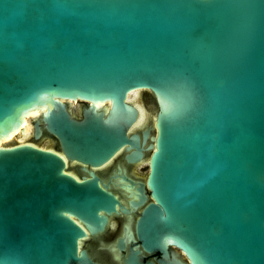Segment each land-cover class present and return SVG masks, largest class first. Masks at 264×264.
<instances>
[{
    "label": "water",
    "instance_id": "1",
    "mask_svg": "<svg viewBox=\"0 0 264 264\" xmlns=\"http://www.w3.org/2000/svg\"><path fill=\"white\" fill-rule=\"evenodd\" d=\"M135 90L156 103L143 248L187 257L159 264H264V0H0V139L46 107L27 116L34 141L0 146V264H100L80 241L126 210L68 173L42 127L68 159L140 157ZM66 100L92 104L77 119Z\"/></svg>",
    "mask_w": 264,
    "mask_h": 264
},
{
    "label": "flooded vegetation",
    "instance_id": "2",
    "mask_svg": "<svg viewBox=\"0 0 264 264\" xmlns=\"http://www.w3.org/2000/svg\"><path fill=\"white\" fill-rule=\"evenodd\" d=\"M140 92V94H139ZM148 92L150 96L144 93ZM140 95L143 106L133 101ZM66 108L69 113L77 119H82L84 110L91 106L90 101L85 100H66ZM126 103L133 106L136 110V120L129 127L128 135L134 133L139 136L140 157H133L135 148L128 145L123 146L109 160L100 165H90L76 159H68L58 140L49 133L44 127L42 141L50 142L51 147L65 159V170L77 179L98 177L102 185L111 191L121 202L126 211L118 208L117 212L107 214V222L102 230L88 235L81 239L80 245L86 249L89 255L100 264H126L127 258L131 254H136L142 262H153L159 264V260L165 262L174 259L187 261L183 251L174 245L167 248V258L161 251H147L143 248L142 242L136 232V225L144 207L152 201L150 190L147 186L149 173L148 157L151 150L148 145L153 143L150 139L155 134L154 112L150 109L156 108L155 98L149 90H137L130 92L126 97ZM112 103L106 101L99 109H110ZM140 110H144L147 118L140 119ZM32 132H33V125ZM152 127V128H151ZM148 132L147 138L143 143V134ZM33 141L34 138L32 137ZM41 141V142H42ZM84 228L85 224L77 221ZM86 229V228H85Z\"/></svg>",
    "mask_w": 264,
    "mask_h": 264
},
{
    "label": "bare ground",
    "instance_id": "3",
    "mask_svg": "<svg viewBox=\"0 0 264 264\" xmlns=\"http://www.w3.org/2000/svg\"><path fill=\"white\" fill-rule=\"evenodd\" d=\"M135 91H137V90H135ZM132 92H134V91H132ZM130 93V92H129ZM98 104H103V102H95L94 103V106L96 107ZM39 110H43V111H45L46 110V107L45 106H39V107H37L36 108V110L33 112V113H31V114H28V113H26L25 115H24V119L22 120V123H21V125L18 127V128H16L15 130H13L12 131V133H10L8 136H6V137H4V138H2V139H0V146L4 143V142H10L11 140H12V138L13 137H15L16 135V137H25L26 135H27V133H28V124H27V116H35L36 114H38V111ZM140 119H141V121H144L146 118H147V114H146V112L144 111V110H140ZM22 127H24L25 129H24V133L23 134H20V129L22 128ZM25 141V140H24ZM22 142V141H21Z\"/></svg>",
    "mask_w": 264,
    "mask_h": 264
},
{
    "label": "rangeland",
    "instance_id": "4",
    "mask_svg": "<svg viewBox=\"0 0 264 264\" xmlns=\"http://www.w3.org/2000/svg\"><path fill=\"white\" fill-rule=\"evenodd\" d=\"M139 94H140V92H139ZM146 96H150L149 95V93L148 92H145L144 93ZM139 97H141L140 95H138L137 96V98L136 99H134V98H132L133 99V101H135L136 103H138V104H140L141 106H143V102L140 100V98ZM144 107V106H143ZM152 110V112H155V110H156V108L155 107H153L152 109H150V111ZM27 124H28V133H27V135L25 136V137H13L12 138V140H18V141H24V140H27V141H33V139H32V126H31V122H30V120L28 119L27 120ZM41 145H43V146H50L51 145V143L50 142H46L45 140L44 141H42L41 142Z\"/></svg>",
    "mask_w": 264,
    "mask_h": 264
}]
</instances>
